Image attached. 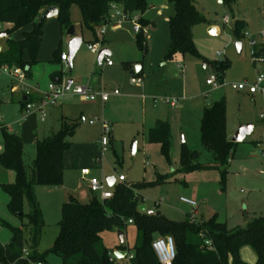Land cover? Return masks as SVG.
<instances>
[{"label": "rangeland", "instance_id": "rangeland-1", "mask_svg": "<svg viewBox=\"0 0 264 264\" xmlns=\"http://www.w3.org/2000/svg\"><path fill=\"white\" fill-rule=\"evenodd\" d=\"M194 1L196 8L206 19L193 31L195 46L202 58H183L177 55L172 60H166L170 44L169 21L175 14L174 6L167 0H147L144 13H134L129 21L122 19L121 7L116 6L112 11L111 23L97 31L98 42H95L94 33L82 24L80 7L71 6L72 26L76 28L77 36L83 40L73 58L71 72L68 63L56 62L53 56L56 50L69 55L70 37L67 31L61 29L57 17L47 20L44 24V39L38 62L31 66V77H28L26 84L31 91H38L45 101L51 93L50 85L55 87V93L60 91V95L54 105L44 106L45 116L39 110V104H35L33 114L27 116L25 108L21 105L25 97L22 91L25 85L10 76L2 75L0 150H3L2 127L22 135L24 163L29 171L35 158L36 136L41 138L51 130L58 131L63 115L77 119L75 132L67 136L71 148L64 154V163L65 176L75 188L73 198L81 204L90 203L95 196L99 201H103L99 195L90 192L86 178L80 174L81 168L87 167L90 168L92 177L100 181L107 177L117 180L124 176L126 184L146 183L147 186L137 191L141 197L140 206L159 211L172 221H183L188 214L197 217L198 221L202 218L208 221L216 217L218 221L225 223L229 230H233L244 228L248 220L264 215V125L261 121L264 118V94L259 92L251 95L235 88L245 82L254 84L257 75L264 74V66L255 63V60L264 56H252V48L247 38L249 35L258 45L264 42L260 36L264 31V0H235L232 10L224 5L222 0ZM226 17L229 18L228 23L225 22ZM138 18L155 24L153 26L149 23L142 27L148 47L146 54L136 41L137 27L140 24ZM235 19L245 20L248 25L245 37L240 41L233 33ZM31 29L29 25L17 30L11 35V39L21 40L24 32ZM102 29L106 31L105 35H101ZM4 31L6 28L0 29V33ZM238 41L242 43L240 52L236 48ZM95 43L111 52L109 58L114 64L112 68H109L105 61L102 66L99 65L98 55L88 48L89 44ZM5 45L6 39H0V53ZM226 58L232 64L225 72L223 83H220L222 85L219 88L208 86L207 81L218 74V66ZM24 59L29 60L27 52ZM137 66L142 68L140 73L136 70ZM131 73L140 75L144 81L143 85L131 84ZM58 76L62 77L60 82H56ZM69 80H72L74 85L89 83L95 92L109 93L119 90L120 96L111 98L106 105H99L97 101H87L73 95L71 91H65ZM13 87L16 90H13ZM223 97L227 103L226 129L231 140L242 125L253 124L255 129L243 143L236 145L234 160L228 169L225 188L222 189L219 170L208 168L182 172L181 155L183 146L186 145L189 150L198 153L197 161L201 165L208 166L214 162L212 153L206 150L201 142L202 109H195L194 106L205 108ZM167 98H177L180 102L172 106L165 103ZM192 100L195 102L191 103ZM183 107L186 110L180 113L179 109ZM96 117L112 127L110 143L104 155L100 145L102 124H89ZM168 118L171 147L169 158H166L161 145L150 143L148 135L158 119ZM252 142H257L258 145L254 148ZM134 148L135 155L132 153ZM10 173H13V182L15 174L12 171ZM158 176H164L165 182L158 183ZM62 186L63 184L53 188L61 189ZM44 189L46 187L37 188V196L44 207L47 222L38 248L39 253L53 247L59 232L62 208V205H53L52 200L46 199L49 202L47 207L42 194ZM181 198L195 201L197 207L183 204ZM8 202V194L0 187L2 244L11 240L8 224L21 226L19 218L9 211ZM158 202L161 203L160 206L157 205ZM24 210H29L27 202ZM23 230L29 244L30 228L25 226ZM126 232L129 235L128 242L132 246L137 240V230L129 225ZM114 239L119 241L118 230L103 233L105 246L111 247ZM132 253L130 250V255ZM60 263L57 256L50 254L42 264Z\"/></svg>", "mask_w": 264, "mask_h": 264}, {"label": "trees", "instance_id": "trees-1", "mask_svg": "<svg viewBox=\"0 0 264 264\" xmlns=\"http://www.w3.org/2000/svg\"><path fill=\"white\" fill-rule=\"evenodd\" d=\"M174 6L175 14L169 21L170 44L166 60L177 55L183 58H202L194 42V28L206 21L194 0H167ZM235 0H222L232 10ZM78 5L82 13V24L91 30L98 42L97 31L111 23L112 11L121 7L124 21L147 8V0H0V24L7 26L6 45L0 53V67L21 68L30 76L31 66L38 62L41 51L44 24H39L43 12L49 7L59 9L58 20L61 29L68 31L72 26L70 8ZM140 22L136 41L146 54L148 47L142 27L153 22L138 18ZM32 25V30L25 32L22 40L11 39V35ZM247 22L235 19L233 33L240 41L245 37ZM238 41V42H239ZM29 60L24 59L25 53ZM262 55V51L258 52ZM62 52H54V60L60 61ZM104 61V60H103ZM232 62L225 59L218 66V78L223 82L226 70ZM217 66V65H216ZM141 72V71H140ZM139 72V73H140ZM62 80L58 76L57 82ZM21 101L23 108L28 103L36 102L35 96H27ZM227 103L223 97L206 106L201 118V142L212 153L214 162L208 166L198 163V153L183 146L181 155L182 172L189 173L208 168L219 170L222 177V189L225 188L230 164L235 156L236 145L227 137ZM77 120L63 117L58 131L35 143V158L28 171L24 163L23 138L2 127L3 151L0 152V168L12 171L15 180L2 183L0 187L8 194L9 211L19 218L21 226L9 225L11 240L7 244L0 242V264H42L47 255L53 254L60 259V264H116L112 254L117 250L129 251L126 244L115 249L107 248L102 239L104 232L114 230L126 233L128 226L137 230V240L132 248L131 264H159L152 244L155 239L171 236L174 239L176 259L174 264H245L240 252L243 247H250L257 256V264H264V215L251 219L246 227L229 230L225 223L213 217L210 220L195 221L187 215L183 221L169 220L159 211L154 216L141 213L139 189L146 183H116L114 197L99 201L95 196L88 204H81L71 198L62 205L59 232L53 247L39 253L43 230L46 227L44 215L36 190L38 187H58L64 182V154L70 150L71 143L67 136L73 134ZM148 141L161 145L162 153L169 158L171 147V127L167 120H158L149 131ZM164 176H158L157 182H165ZM25 202L28 212H25ZM132 221V224L129 222ZM30 228L28 244L23 228ZM210 240L213 249L205 245ZM27 251L25 256L24 251Z\"/></svg>", "mask_w": 264, "mask_h": 264}, {"label": "built area", "instance_id": "built-area-1", "mask_svg": "<svg viewBox=\"0 0 264 264\" xmlns=\"http://www.w3.org/2000/svg\"><path fill=\"white\" fill-rule=\"evenodd\" d=\"M137 19V18H136ZM225 22H229V18H225ZM2 28V25L0 24V29ZM105 30H101V35H105ZM262 38H264V31L260 34ZM247 38L250 41V46L252 48L251 54L253 57L258 58V56H261L258 54V44L257 42L252 39L249 35ZM89 50L94 53V54H99L100 51L102 50L101 46L98 44H89L88 46ZM61 60L63 62H67L69 60V57L66 54L61 55ZM104 61L107 66H112L113 63L111 59L108 56H105ZM255 63L263 65L264 64V58L260 57L258 60H255ZM2 75H7L10 76L12 79L18 81L20 84L25 85L22 91L24 92L25 97L32 95V92L30 90V87L26 84L28 77L27 73L21 69V68H16V67H9V66H2L0 67V77ZM131 84L135 86H140L143 85V78L139 76H132L131 77ZM220 80L217 75L212 76L208 81L207 85L213 88H219L220 85ZM235 88L239 92H247L251 95H255L259 92L264 94V74H258L256 77V82L254 84H249L248 82L239 84L235 86ZM13 90H16L15 87H13ZM50 90L51 93L47 98V101L43 98L41 102L39 103V110L42 112V115H45L44 111V106L47 104H52L54 105L56 103V100L58 98V95H60V91H55V87L53 85H50ZM71 93L75 96H79L84 98L87 101L91 102H96L100 101L101 104H105L106 102L109 101L111 96H120L119 90H113L112 92H105V91H99L95 92L92 90V88L89 85H72L70 90ZM165 103L169 105H176L178 104V99L176 98H167L165 99ZM34 105L35 103H28L25 106L26 114L30 115L34 112ZM96 123H101L102 124V139L100 141L101 149H102V154L104 155V152L107 150L108 145L110 143V136L112 134V127L109 123L101 120L100 118H95L94 120H91L89 122L90 125H94ZM264 173V171H263ZM81 174L83 177L87 178L91 176V171L90 168H82L81 169ZM125 183L126 178L124 176H120L117 180L116 183ZM89 186H90V191L94 195H99L103 201L104 200H110L114 197V187H109L107 180H98L95 177H90L89 178ZM180 201L183 204L189 205L191 207H197V204L195 201L187 198H181ZM144 202V201H143ZM158 206L161 205L160 202L157 203ZM144 214L147 216H154L156 215L155 211L149 210L146 208ZM132 224V221L129 222ZM205 245L213 249V245L210 240L205 241ZM153 250L155 252V255L157 257V260L159 264H174V261L176 259V251H175V243L174 239L171 236H164V237H159L155 239V241L152 244ZM27 251H24L25 256L27 255ZM133 255H129V259H132Z\"/></svg>", "mask_w": 264, "mask_h": 264}, {"label": "crops", "instance_id": "crops-1", "mask_svg": "<svg viewBox=\"0 0 264 264\" xmlns=\"http://www.w3.org/2000/svg\"><path fill=\"white\" fill-rule=\"evenodd\" d=\"M119 7V6H118ZM122 10V9H121ZM31 27H32V25H30ZM248 26V25H247ZM2 28H6L7 29V26H5V25H2ZM33 28V27H32ZM32 30V29H31ZM30 30V31H31ZM194 31V30H193ZM4 32H6V31H4ZM29 32V31H28ZM25 33V32H24ZM24 35V34H23ZM261 36V35H260ZM262 38V37H261ZM1 39H3V38H1ZM6 39V38H5ZM43 39H44V37H43ZM263 40H264V38H262ZM22 40V39H21ZM18 41H20V40H18ZM42 45H43V42H42ZM41 49H42V47H41ZM258 50L259 51H262V55L261 56H264V42L262 43V45H258ZM57 51V50H56ZM40 54V53H39ZM62 54H63V52H62ZM112 55V54H111ZM110 55V56H111ZM53 56H54V53H53ZM109 57V56H108ZM60 63H68L69 64V60L67 61V62H63L62 60H61V57H60V61H59ZM104 62V61H103ZM103 62H102V64H103ZM102 64H99L100 66H102ZM114 66V64L112 65V66H108L109 68H112ZM261 66H264V64L263 65H261ZM128 69H130V67H127ZM142 70V68L139 70V72ZM138 72V73H139ZM96 73V72H95ZM132 76H135L133 73H131V77ZM139 77H141L140 75H138ZM29 77H31V72H30V76ZM56 82H57V79H56ZM143 83H144V81H143ZM223 83V82H222ZM87 85H89V83H87ZM135 86V85H134ZM99 88H101V87H99ZM99 92V91H98ZM110 92H112V91H110ZM32 96H35L36 98H37V100H36V102H34L35 104H39L40 102H41V100L43 99V96L38 92V91H36V90H34L33 92H32ZM118 96H111L110 97V99L111 98H117ZM109 99V100H110ZM177 99V98H176ZM23 100V99H22ZM180 101H179V99H178V103H179ZM195 101L194 100H192L191 101V103H194ZM96 103H98L99 105H100V101L98 100ZM107 104V102L105 103V105ZM198 107H200V109H202V113H203V110H204V107H202V106H199V105H195L194 106V108L195 109H197ZM186 109L183 107V108H181V109H179V112L180 113H182V112H184ZM33 114V113H32ZM32 114H30V115H27V116H31ZM45 116V115H44ZM64 116L62 115V118H63ZM170 117V116H169ZM62 118H61V120H62ZM65 118H67V117H65ZM68 119H71V120H77V119H72V118H68ZM158 120H160V119H158ZM157 120V121H158ZM171 120V119H170ZM42 121H44V117L42 118ZM156 121V122H157ZM167 121L169 122V118L167 119ZM262 124L264 125V118H262ZM59 122H60V120H59ZM83 122H85V119L83 118ZM155 122V123H156ZM95 125V124H94ZM94 125H91V126H94ZM246 125V124H245ZM153 128V127H152ZM151 128V129H152ZM150 129V130H151ZM255 129V128H254ZM52 132H56V131H54V130H51L47 135H44L43 137H41V138H39L38 136H36V140H35V143H36V141L37 140H41V139H43V138H45V137H47L50 133H52ZM14 133V132H13ZM15 134H17V133H15ZM18 135H20V134H18ZM235 135V134H234ZM21 137H22V135H20ZM227 137H228V139L230 140V141H232L231 140V138H230V136H229V134H228V131H227ZM23 138V137H22ZM23 142H24V140H23ZM256 145H258V143L257 142H252V146L255 148L256 147ZM3 151V150H2ZM1 150H0V152H2ZM234 160V159H233ZM233 160H232V162H233ZM231 162V163H232ZM73 166L76 168V163H74L73 164ZM64 167H65V163H64ZM84 168H87V167H84ZM82 169V168H81ZM81 174V173H80ZM264 174V173H263ZM82 175V174H81ZM12 176H13V173H12V175H11V173H10V171H5V170H3V169H1L0 168V184H2V183H12L11 181V179H12ZM90 177H92V174H91V176ZM90 177H87L86 178V180H85V182L89 185V178ZM85 178V177H84ZM15 180V179H14ZM14 182V181H13ZM89 189H90V186H89ZM74 191H75V188H74V186L73 185H71V182H70V180H69V178H67L66 176H65V171H64V182H63V186H62V188L60 189V188H53V187H46V189H44V191H43V196H44V201H45V203L47 204V207H49V202H47V200L46 199H48V200H52L53 201V205H54V203L55 204H59V205H63L64 203H66V202H69L70 200H71V198H73V195H72V193H74ZM91 192V191H90ZM36 194H38V192H37V190H36ZM41 195V194H40ZM94 195V194H93ZM38 197V196H37ZM74 199V198H73ZM38 200H39V198H38ZM39 203H40V205H41V209H42V212H43V215H44V219H45V211H44V207H43V205H42V202L39 200ZM262 205V204H261ZM51 206V205H50ZM62 207V206H61ZM258 208V207H257ZM262 208V206L260 207V208H258L259 210ZM262 211V210H261ZM194 213H196V209H194ZM264 213V212H263ZM263 215V214H262ZM194 217V220L195 221H198L197 220V217H195V216H193ZM202 220H204L203 218H202ZM248 220V219H247ZM246 220V221H247ZM250 220H248V222H249ZM45 222H46V220H45ZM248 224V223H247ZM46 225H47V222H46ZM132 226V225H131ZM137 234V233H136ZM136 237V235L133 237V238H135ZM102 239H103V234H102ZM124 239H125V243L124 244H126L128 247H129V251L127 252V256H126V258H124V259H120V260H117V262L119 263V264H131L130 263V260H129V255H130V250H132V248H133V246L135 245V244H133L132 246H130V242H128V239H129V235H128V232H126L125 234H124ZM119 245H121L120 244V241H117L116 239H114L113 240V242L111 243V247L110 246H106L107 248H110V249H112V248H116L117 246H119ZM115 251H117V249H115ZM118 251H121V250H118ZM240 256H241V260L245 263V264H257V256H256V254H255V252L250 248V247H243L242 249H241V252H240ZM117 263V264H118ZM232 264V263H231Z\"/></svg>", "mask_w": 264, "mask_h": 264}, {"label": "water", "instance_id": "water-1", "mask_svg": "<svg viewBox=\"0 0 264 264\" xmlns=\"http://www.w3.org/2000/svg\"><path fill=\"white\" fill-rule=\"evenodd\" d=\"M59 15V9L57 7H49L47 8L40 20H39V24H42L43 22L51 19V18H55V17H58ZM137 30H138V27H137ZM67 35L70 37V41H69V48H70V52H69V65H70V72L72 71V61H73V58L75 57L76 53L78 52V50L80 49L81 45H82V38L81 37H78L77 36V32H76V28L74 26H71L69 28V30L67 31ZM7 37V33L6 32H1L0 33V39L1 38H6ZM236 48H237V51L240 52L241 49H242V43L241 42H237L236 43ZM111 55V52L107 49H102L100 51V53L98 54V63L99 64H102L105 56H110ZM141 69L140 66H137L136 70L137 72H139V70ZM73 85V81L72 80H69L67 82V85L65 87V91H69L71 86ZM27 97H24L23 98V101H27ZM254 128H255V125L253 124H246V125H242L238 128V130L236 131L233 139H232V142L235 143V144H239V143H243L246 138L248 136H250L253 131H254ZM133 155L136 154V148H134L133 150ZM107 180V183L109 185V187H114L115 184H116V179L114 177H107L106 178ZM141 213H144L145 210H146V206H140L139 209H138ZM124 232L122 231H118V239L120 241V244H124L125 243V239H124ZM113 258L116 259V260H120V259H124L126 258L127 256V252L125 251H114L113 254H112Z\"/></svg>", "mask_w": 264, "mask_h": 264}]
</instances>
